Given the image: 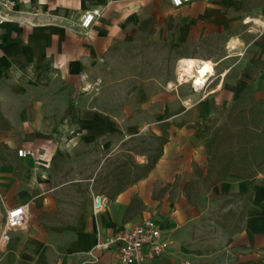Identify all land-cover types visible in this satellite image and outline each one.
I'll return each instance as SVG.
<instances>
[{"label":"crops","instance_id":"obj_1","mask_svg":"<svg viewBox=\"0 0 264 264\" xmlns=\"http://www.w3.org/2000/svg\"><path fill=\"white\" fill-rule=\"evenodd\" d=\"M12 2L11 21L0 32V108L12 124L0 135L9 152L0 170V220L25 203L31 215L28 227L12 234L0 264H82L99 241L146 219L158 222L171 246L145 264H202L205 258L210 264H264V167L255 176L236 164L226 180L208 187L203 179L212 136L174 124L210 117L225 122L247 89L264 108V0H193L178 8L170 0ZM93 8L102 14L83 32L81 16ZM223 37L222 56L195 57L212 61L219 75L194 104L183 98L179 111L171 88L147 95L135 90L137 98L129 101L136 107L120 113L96 104L89 91L95 71L129 43L138 51L167 42L186 51L189 41L215 45ZM155 82L150 77L147 83ZM160 115L166 120L149 119ZM166 121L171 126L165 129ZM126 128L132 136L149 132L169 140L146 177L132 183L133 174L125 175L131 183L111 197L114 172L131 171L133 160L148 164V153L137 151L142 158L136 160L129 150L133 160L128 155L110 162L121 151L111 144ZM21 148L34 156H18ZM254 179L243 230L234 232L226 221L229 209H242L230 203L223 206L227 228L211 232L209 216L223 204L221 196L245 191ZM97 193L107 198L99 212L93 209ZM95 254L96 264H123L113 248Z\"/></svg>","mask_w":264,"mask_h":264},{"label":"rangeland","instance_id":"obj_2","mask_svg":"<svg viewBox=\"0 0 264 264\" xmlns=\"http://www.w3.org/2000/svg\"><path fill=\"white\" fill-rule=\"evenodd\" d=\"M224 41L223 37L215 41V45L211 42H204V46L197 44L194 40L189 41V46L186 49L187 52L184 51L185 49L182 48V46L180 47L179 45V47H175L168 42L160 45H144L141 47L140 51H138L139 47H132L129 43V45L125 47V52L123 51L120 54L112 55L109 63H106L95 71L93 75L95 81L94 84L89 87V91L96 97V104L104 107L110 104L113 107L114 113H120L126 105H130L134 108L136 107L137 102L129 101L136 97L137 94L131 95L135 90L138 92L140 91L139 89L144 90V94L147 95L151 92L158 93L160 91H165V88H171L175 91L176 103L178 104L177 109L174 111H179L182 105L186 106L185 103H182L183 98L192 100L188 102L189 105L194 104V100H200L205 96L207 90H199L197 92L192 88L191 83L184 82V80L179 83L180 78L178 70L181 60L178 58L179 55L186 52L185 58L188 59H194L198 56V53L214 57L222 56L226 52ZM134 48L136 50H134ZM215 73L216 75L212 76L210 83L219 75L217 66L215 68ZM150 77L158 79L159 83H147ZM138 80H142L141 84H135ZM166 117L167 116L163 115H160V117L151 116L149 119H155L156 121L161 119V121H164ZM140 123L141 122L138 124ZM129 134H131L130 137L126 136ZM133 134L135 133H132V128H126L122 135L115 137L111 144V148L115 151H121L117 153L110 162L112 161L114 164L123 162L124 156L128 157V155H131L128 154L127 150L135 151L134 157L136 160L142 158V155L137 151L146 152L148 154V151H150V153L154 151L156 142L154 138L151 139L152 135L149 134V132L137 136H132ZM0 143V150L4 152L6 147L1 137ZM131 159L133 160L132 155ZM194 198L196 199V197ZM243 202L244 200L239 203H232V206H238L240 208L243 206ZM223 210V204L219 202L214 209L213 215L209 216V221H211V232L218 231L219 228H227L222 223L225 218V212ZM206 251L210 253L209 248H207ZM202 264H210L208 258H205Z\"/></svg>","mask_w":264,"mask_h":264},{"label":"trees","instance_id":"obj_3","mask_svg":"<svg viewBox=\"0 0 264 264\" xmlns=\"http://www.w3.org/2000/svg\"><path fill=\"white\" fill-rule=\"evenodd\" d=\"M226 117L225 122H220L218 117H210L205 121L196 120L194 123H190L187 120L174 122L177 127L188 125L194 129L199 128L201 132L212 136L207 152L208 171L203 179L208 187H212L216 181L226 180L236 164H238L240 169L251 171L255 176L264 167V108L256 101H253L249 89L239 95ZM170 126L171 122L161 123V127L165 129ZM11 128L12 124L4 116L0 108V135ZM152 138L155 139L156 146L152 153L148 151V164H135L131 161V171L122 167L114 172L117 180L116 184L109 190L111 197L117 196L123 191L126 184L131 183L124 181L125 175L129 177L130 173H132L134 179L132 183H135L139 179L146 177L156 166L157 161L163 154V147L167 144L169 138L167 135L159 136L154 133H152ZM8 154L9 152L6 150L4 152L0 150V170L7 161ZM126 164L128 165V163ZM254 182L255 179L251 181L250 187L245 191L221 196L224 199L223 206L244 200L240 211L231 208L226 213V221L231 225L234 232L243 230V223L250 206L249 204L253 201Z\"/></svg>","mask_w":264,"mask_h":264},{"label":"built area","instance_id":"obj_4","mask_svg":"<svg viewBox=\"0 0 264 264\" xmlns=\"http://www.w3.org/2000/svg\"><path fill=\"white\" fill-rule=\"evenodd\" d=\"M193 0H170L171 4L178 8L184 4L191 3ZM12 0H0V32L1 29L11 21L10 16L13 9ZM102 10L99 8L89 9L82 14V18L78 27L81 31L87 32L92 25L101 16ZM211 77L203 83V88L199 89L195 85V79L191 84L194 90H206ZM182 82V79H179ZM185 82V81H184ZM18 156L27 157L34 156L35 152L24 148L19 149ZM107 198L102 194L94 196L93 209L96 212L103 210L106 206ZM6 218L0 221V258L5 253L9 243L11 242L12 234L16 231L26 229L30 220V204H20L6 211ZM171 246V239L166 237L162 229L155 219H146L139 225L126 227L114 236H110L105 240L99 241L93 250L89 251L88 256L82 264H96L98 257L95 254L96 250L114 249L118 259L123 264H145L153 262L157 257L164 254Z\"/></svg>","mask_w":264,"mask_h":264},{"label":"bare ground","instance_id":"obj_5","mask_svg":"<svg viewBox=\"0 0 264 264\" xmlns=\"http://www.w3.org/2000/svg\"><path fill=\"white\" fill-rule=\"evenodd\" d=\"M179 78L185 82L193 83L197 88L202 89L203 83L209 77L216 75L215 64L212 61H203L198 58L188 59L182 58L179 65Z\"/></svg>","mask_w":264,"mask_h":264}]
</instances>
